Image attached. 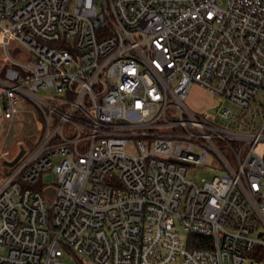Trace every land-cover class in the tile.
<instances>
[{
	"label": "built area",
	"instance_id": "1",
	"mask_svg": "<svg viewBox=\"0 0 264 264\" xmlns=\"http://www.w3.org/2000/svg\"><path fill=\"white\" fill-rule=\"evenodd\" d=\"M0 32V120L26 97L38 125L0 183V264H264V0H0Z\"/></svg>",
	"mask_w": 264,
	"mask_h": 264
},
{
	"label": "rangeland",
	"instance_id": "2",
	"mask_svg": "<svg viewBox=\"0 0 264 264\" xmlns=\"http://www.w3.org/2000/svg\"><path fill=\"white\" fill-rule=\"evenodd\" d=\"M2 39L3 35L0 32V42ZM10 50L13 58L20 62H26L30 58L29 49L22 43L13 40L10 41ZM4 66L5 63L0 58V73L2 72ZM41 93L47 94L46 91H42ZM256 99L257 101L262 100L264 102V86L260 90ZM187 103L192 109L204 111L209 114H215L220 105L218 97L199 84H194L192 86ZM228 105L231 104L228 103ZM17 107L19 111V120L17 124H14L10 129L7 138V146H10L13 152L11 155L4 157L5 160L15 158L16 154L23 146V143L27 140H33L37 135V118L33 115V112L36 111L37 107L34 102L26 97H21ZM221 123L226 124V121L222 120ZM222 150L227 158H231L234 155L230 148H223ZM12 168L13 166H9L7 163L0 161V183L5 179ZM189 169L190 172L188 177L194 180L198 185H202L204 181H210L215 176L226 171L218 157H215L214 154L209 156L206 164L191 165ZM55 178V175L51 172H46L43 174V184H50L56 187L58 184L55 182ZM184 237H187V235L184 234ZM63 261L65 264H82L81 262L83 261L87 263L84 257L71 253H66L63 257Z\"/></svg>",
	"mask_w": 264,
	"mask_h": 264
},
{
	"label": "crops",
	"instance_id": "3",
	"mask_svg": "<svg viewBox=\"0 0 264 264\" xmlns=\"http://www.w3.org/2000/svg\"><path fill=\"white\" fill-rule=\"evenodd\" d=\"M1 92V89H0ZM1 98H0V104H1ZM34 115V114H33ZM35 117V116H34ZM19 120V113L16 114V116L14 117L13 122H10L9 120H0V150L3 147H7L10 148L11 150V154L13 152L12 148L10 146H7V138H8V134L10 132V129L13 127L14 124H17ZM11 125V128L9 129V126ZM8 127V128H7ZM26 141V140H25ZM27 142V141H26ZM24 142L23 145L26 143ZM22 147L20 148V150L18 151V153L16 154V157L21 153ZM10 154V155H11ZM15 157V158H16ZM15 158L11 159V160H5L4 157L2 156L0 158V161H3L4 163L7 162H12Z\"/></svg>",
	"mask_w": 264,
	"mask_h": 264
},
{
	"label": "water",
	"instance_id": "4",
	"mask_svg": "<svg viewBox=\"0 0 264 264\" xmlns=\"http://www.w3.org/2000/svg\"><path fill=\"white\" fill-rule=\"evenodd\" d=\"M21 155H22V153H20L12 162H7V165H9V166L14 165L17 162V160L21 157ZM46 193L51 195V196L54 194L52 189H47Z\"/></svg>",
	"mask_w": 264,
	"mask_h": 264
},
{
	"label": "trees",
	"instance_id": "5",
	"mask_svg": "<svg viewBox=\"0 0 264 264\" xmlns=\"http://www.w3.org/2000/svg\"><path fill=\"white\" fill-rule=\"evenodd\" d=\"M41 186H42V184H41V183H39V184L35 185V187H37V188H40V189L42 188ZM81 263H82V264H86L84 261H83V262H81Z\"/></svg>",
	"mask_w": 264,
	"mask_h": 264
}]
</instances>
